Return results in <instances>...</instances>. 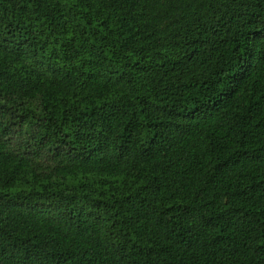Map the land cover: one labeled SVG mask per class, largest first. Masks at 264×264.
Segmentation results:
<instances>
[{
	"label": "trees",
	"instance_id": "trees-1",
	"mask_svg": "<svg viewBox=\"0 0 264 264\" xmlns=\"http://www.w3.org/2000/svg\"><path fill=\"white\" fill-rule=\"evenodd\" d=\"M0 264H264V0H0Z\"/></svg>",
	"mask_w": 264,
	"mask_h": 264
}]
</instances>
